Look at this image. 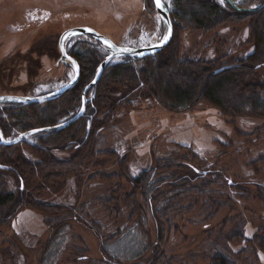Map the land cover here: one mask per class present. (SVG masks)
<instances>
[{"label": "rangeland", "instance_id": "1", "mask_svg": "<svg viewBox=\"0 0 264 264\" xmlns=\"http://www.w3.org/2000/svg\"><path fill=\"white\" fill-rule=\"evenodd\" d=\"M163 1L173 25L169 49L177 50L180 64L218 62V67L253 53L252 24L264 12L238 19L231 16L235 7L216 0L229 21L208 31L173 17L175 0ZM231 1L252 11L264 4ZM82 26L126 47L152 45L165 34L152 0H0V95H42L67 83L74 69L60 62L58 40L66 29ZM95 42L71 37L66 50L95 52ZM169 43L142 59L160 56ZM125 92L113 94L119 101L104 123L98 155L88 159L80 176L40 183V174L24 171L26 193L38 203L70 209V217L54 227L43 210L20 209L0 228V264H219L221 258L264 264V112L228 114L202 99L174 111L144 90L123 102ZM38 140L32 135L15 144L14 157L41 164L46 151L35 152ZM53 153L61 159L72 155ZM159 178L177 179L176 186L164 184L148 203L145 190ZM2 180L6 193H17L14 174L3 173Z\"/></svg>", "mask_w": 264, "mask_h": 264}, {"label": "trees", "instance_id": "2", "mask_svg": "<svg viewBox=\"0 0 264 264\" xmlns=\"http://www.w3.org/2000/svg\"><path fill=\"white\" fill-rule=\"evenodd\" d=\"M175 3L177 9L173 17L194 29L214 31L221 23L229 21L230 15H224L227 10L223 9L216 0H175ZM261 3H264V0ZM263 12V7L253 12L236 9L231 12V16L244 19L252 15L258 17ZM261 16L256 19L251 28L254 51L242 61L226 62L218 67V62L189 61L180 64L177 60V50L169 49L171 40L168 48L152 60L151 58L125 57L121 63H108L97 84L86 90L88 101L83 117L64 129L34 134L39 139L34 146L35 152L38 153L39 148L46 151L41 164H29L21 157H14L15 151L11 149L17 145L0 144V228L6 227L20 209L27 207L46 212L48 216L46 221L54 227L64 225L62 222L69 219L70 209L44 205L35 201L33 194L26 193L25 181L28 179L23 173L26 170V175L30 177L40 174L42 176L38 179L40 183H44V180L56 183L65 180L68 175L80 176L84 167L87 166L88 159L98 155L95 149L102 140L104 123L109 119L111 110L116 108V102L119 101L113 96L116 91L125 92L126 90L125 94H122L123 102H125L136 91L144 90L152 95L155 94L174 111L191 108L202 99L220 107L228 114H240L245 109L250 111L251 115L253 113L258 115L259 111L264 112V78L259 79V72L264 70V13ZM91 47L98 52L85 50L84 47L82 52L68 51L79 63L80 78L70 91L58 99L42 104L10 103L0 106V135L8 138L12 130L20 127L17 137L22 132L53 126L75 115L81 107L85 88L94 79L98 64L107 54L106 49L99 42L92 43ZM153 63H156L154 66L158 72L153 71ZM144 65L145 68H143ZM225 66L228 67L225 68ZM221 67L224 68L216 72ZM172 69L175 70L174 76L170 73ZM155 80L156 85L153 87L151 85ZM121 85L124 91L121 90L123 88ZM245 89H249V95L244 94ZM232 96H235V101L231 100ZM32 124L35 125L32 126ZM59 150H70L72 157L57 158L53 152ZM11 164L15 165V169ZM5 172L12 173L17 178L19 182L17 193L5 192L2 180V174ZM199 179L200 177L197 178ZM175 180L177 179L159 178L152 183L151 188L145 190L148 193V203L151 202L150 197L156 189L159 190L164 184L170 187L176 186ZM146 182L147 178H144L141 184ZM151 206L152 204L150 209L153 210ZM261 244L264 248V239ZM218 261L219 264H230V261L223 258Z\"/></svg>", "mask_w": 264, "mask_h": 264}, {"label": "water", "instance_id": "3", "mask_svg": "<svg viewBox=\"0 0 264 264\" xmlns=\"http://www.w3.org/2000/svg\"><path fill=\"white\" fill-rule=\"evenodd\" d=\"M152 1L156 9V12L158 13L159 18L163 26L165 27V34L163 38L152 45L135 46V47H126L122 45H117L113 41H111L109 38L101 35L97 31L93 30L91 27H87V26L69 28V29H66L64 32H62L58 40V47L60 50L59 60L62 63L69 62L73 66L74 73L72 77L69 79V81L65 83L63 86H61L59 89L55 91H51L46 94H42V95L25 96V97L16 96V95H0V106L5 105V104H10V103H16V104H21V105L42 104L45 102L56 100L59 97H61L63 94L70 91L77 84L79 80L80 68H79L77 61L71 55L68 54L66 50V42L71 37L87 36L99 42L106 49L107 55L98 65L96 72H95L94 79L85 88V91L82 95V104H81L80 109L71 118L57 125L31 129V130L20 133L17 137L13 139H7L3 137V135H0V144L15 145L19 142L26 140L28 137L36 133L58 131V130L68 127L69 125L73 124L78 119L83 117L85 110H86L87 101H88L86 97V90L97 84L104 69L106 68L107 64L111 60L117 59V58H125V57L131 58V59H142V58L152 56L156 54L158 51L162 50L169 43L173 35L172 18H171L168 7L163 0H161V4H162L161 7L157 6L155 0H152ZM226 1L239 11L253 12L251 9H244V8H239L235 6L231 0H226ZM262 7H264V4H262L259 8L261 9ZM165 36L167 37V39H164ZM221 70L222 69L216 72H220Z\"/></svg>", "mask_w": 264, "mask_h": 264}, {"label": "snow or ice", "instance_id": "4", "mask_svg": "<svg viewBox=\"0 0 264 264\" xmlns=\"http://www.w3.org/2000/svg\"><path fill=\"white\" fill-rule=\"evenodd\" d=\"M155 2H156V4H157L158 7H161L162 6L161 0H155ZM221 2H223V0H221ZM164 39H167V37L165 36Z\"/></svg>", "mask_w": 264, "mask_h": 264}]
</instances>
